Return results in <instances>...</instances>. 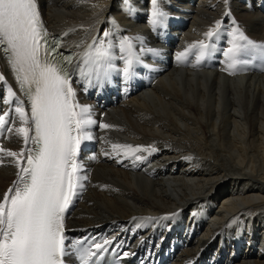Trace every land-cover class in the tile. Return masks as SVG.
I'll use <instances>...</instances> for the list:
<instances>
[{
  "label": "bare ground",
  "instance_id": "1",
  "mask_svg": "<svg viewBox=\"0 0 264 264\" xmlns=\"http://www.w3.org/2000/svg\"><path fill=\"white\" fill-rule=\"evenodd\" d=\"M262 4L158 0L170 16L163 20L168 27L172 21L187 27L179 28V46L173 55L169 50L164 75L101 117L111 126L96 132L106 160L92 166L71 227H122L132 218V231L157 241V249L168 241L185 242L176 264H264V74L233 75L225 63L218 70L177 65L178 52L199 46L214 29L231 43L238 30L264 44V16L257 10ZM37 6L61 49L76 57L105 32L114 44L130 38L136 54L150 45L151 0H37ZM0 74L5 95L9 88L17 93L1 49ZM19 127L3 145L7 165L0 168V196L19 172L17 157L7 155L21 154L25 138ZM113 145L142 150L126 155ZM131 161L142 169H125Z\"/></svg>",
  "mask_w": 264,
  "mask_h": 264
},
{
  "label": "snow or ice",
  "instance_id": "2",
  "mask_svg": "<svg viewBox=\"0 0 264 264\" xmlns=\"http://www.w3.org/2000/svg\"><path fill=\"white\" fill-rule=\"evenodd\" d=\"M151 5V23L162 24L166 14L159 9L158 0H151ZM215 34L210 30L206 37L211 41ZM110 36L111 33L105 32L104 39L98 38L83 53L77 73L87 81L85 90L93 82L107 81L113 72L125 78L132 75L135 58L130 38L123 37L114 44ZM199 47L203 57L210 46L201 41ZM0 48L30 108L29 115L25 101L8 89L21 123L28 125L31 121L30 127H19L17 131L25 140L30 131L34 133V147L25 158L26 166H21L19 158L23 153L18 156L7 152L8 156L17 157L19 172L13 186L0 196V264H65L63 257L68 254L74 255L78 264H98L110 241H93L88 246L85 241H75L66 245L64 215L78 194L77 189L83 187L77 154L82 141L92 139L87 129L95 123L91 107L76 101L70 70L73 57L60 53L59 41L48 37L37 0H0ZM115 48L119 49L123 67L112 62ZM257 52L264 56V44L237 30L232 46L225 53L231 57L230 74H235L238 63L248 62L241 57ZM184 57L185 53H180L177 58ZM4 80L0 74V81ZM0 123H6L3 115ZM113 148L126 149V155L142 150L131 145Z\"/></svg>",
  "mask_w": 264,
  "mask_h": 264
}]
</instances>
